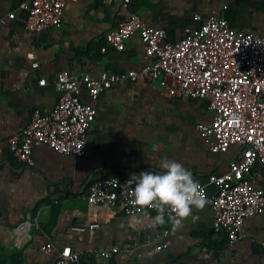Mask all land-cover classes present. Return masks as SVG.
Returning <instances> with one entry per match:
<instances>
[{
  "label": "crops",
  "instance_id": "1",
  "mask_svg": "<svg viewBox=\"0 0 264 264\" xmlns=\"http://www.w3.org/2000/svg\"><path fill=\"white\" fill-rule=\"evenodd\" d=\"M31 1L0 0V264H54L64 247L77 251L81 264H264V215L247 220L242 237L232 243L214 230L207 204L193 208L198 219L190 215L173 231L170 223L148 227L156 213L129 217L120 209L88 203L91 183L108 177L126 182L133 173L162 170L167 158L180 161L201 184L227 173L242 150L211 151V142L198 130L213 120L205 101L168 97L159 82L139 78L96 100L82 93L97 110L84 157L35 145V166L30 167L9 149L10 138L27 128L35 110L49 113L58 104L61 93L53 83L58 74L99 76L140 70L152 62L138 33L126 50L103 52L106 35L130 14L164 30L171 43L212 15L264 38V0H129L127 5L125 0H69L61 25L37 34L25 30L27 14L21 9ZM12 13L14 20L8 18ZM40 80L47 84L40 86ZM251 180L264 190V164L255 167ZM208 191L215 193L216 187L209 185ZM94 223L99 225L94 231L76 230ZM48 242L54 245L49 255L42 250ZM164 242L167 248L156 251ZM113 246L120 252L104 259L101 250Z\"/></svg>",
  "mask_w": 264,
  "mask_h": 264
},
{
  "label": "built area",
  "instance_id": "2",
  "mask_svg": "<svg viewBox=\"0 0 264 264\" xmlns=\"http://www.w3.org/2000/svg\"><path fill=\"white\" fill-rule=\"evenodd\" d=\"M68 1L23 3L21 9L27 14L25 30L37 34L60 26ZM112 2L107 0V4ZM125 4H129V0H125ZM8 18L14 20L16 14ZM196 18L202 21V16ZM136 33L151 63L140 70L103 72L99 76L58 74L53 81L61 93L58 104L49 113L35 110L31 114L27 128L9 140L11 155L34 167L33 147L42 144L63 156L84 157L88 132L97 110L82 100V93L96 100L101 93L125 82H136L139 78L159 82L168 97L208 103L213 120L210 124H199L198 130L211 142L214 154L225 153L231 146L241 147L239 158L230 162L227 173L210 176L208 184L199 183L205 204L214 213V230L226 235L232 243L238 241L245 222L264 215V190L251 180L255 167L264 164V38L237 31L226 18L212 15L202 21L199 29L171 43L166 41L164 30L147 26L141 16L132 13L106 35L103 52L108 47L126 50L128 40ZM29 59L33 60V56ZM46 84V80L39 81L40 86ZM209 185L216 187L215 193L208 191ZM133 187L117 177L104 178L90 184L87 200L91 206L117 208L129 217L156 213L153 205L133 203ZM98 226L94 223L76 230L94 231ZM148 227L159 228L160 225L153 219ZM168 235L165 230L164 237ZM167 246L164 242L156 251ZM42 250L49 255L54 245L48 242ZM119 252V246H113L101 250V256L109 260ZM54 264H81V256L71 247H64Z\"/></svg>",
  "mask_w": 264,
  "mask_h": 264
},
{
  "label": "clouds",
  "instance_id": "3",
  "mask_svg": "<svg viewBox=\"0 0 264 264\" xmlns=\"http://www.w3.org/2000/svg\"><path fill=\"white\" fill-rule=\"evenodd\" d=\"M162 170H142L133 173L125 183L132 188L133 203L138 206L153 205L154 221L170 223L175 231L183 220L192 215L193 208L202 209L206 203L199 182L192 171L174 158L164 159Z\"/></svg>",
  "mask_w": 264,
  "mask_h": 264
}]
</instances>
